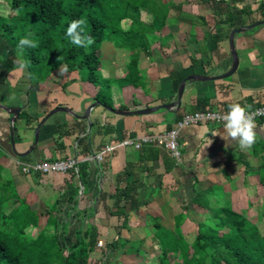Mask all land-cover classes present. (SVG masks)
I'll use <instances>...</instances> for the list:
<instances>
[{"label": "crops", "instance_id": "1", "mask_svg": "<svg viewBox=\"0 0 264 264\" xmlns=\"http://www.w3.org/2000/svg\"><path fill=\"white\" fill-rule=\"evenodd\" d=\"M224 1L237 17L230 24L224 22V6L214 11L211 2L166 0L170 8L165 25L148 36V52L114 40L100 44L97 72L100 81L108 82V107L116 111L172 103L179 83L187 76L211 78L187 81L178 108L122 115L96 104L87 120L57 111L39 128L37 144L24 156L18 154L29 151L35 128L46 114L64 107L83 115L98 102L99 85L83 79L78 70H67L64 63L41 82L31 84L26 68L17 70L19 61L13 66L7 63L14 51L0 49V106L19 110L9 123L10 116L0 109L1 176L9 179L18 197L25 200L27 212H51L69 173L24 175L17 163L76 157L84 184L75 175L76 203H59L57 209L67 220L63 225L74 233L93 224L104 245L115 242L118 246L113 252L97 246L90 253V264L109 261V250L115 257L113 264H156L160 251L154 220L167 230L179 229L186 235L224 207L248 220L253 213L258 220L264 211V120L256 122L257 141L248 151L221 138L223 124L200 123L179 131L180 161L156 146L118 148L99 164L91 159L121 138L164 132L185 113L228 109L232 103L250 108L264 104V24L247 27L264 19L257 10L259 0ZM239 27L245 30L233 36L237 68L230 76L219 78L231 68L228 38L231 30ZM133 59L140 79L136 84L124 83L127 65ZM126 187L134 198L117 201L116 193ZM42 205L47 209L41 210ZM121 210L125 220L122 215L108 214ZM45 220L42 217L40 223ZM138 246L145 253L139 259Z\"/></svg>", "mask_w": 264, "mask_h": 264}, {"label": "trees", "instance_id": "2", "mask_svg": "<svg viewBox=\"0 0 264 264\" xmlns=\"http://www.w3.org/2000/svg\"><path fill=\"white\" fill-rule=\"evenodd\" d=\"M164 1L10 0V8L15 14L10 23L1 27L7 35L0 43V49L14 51L7 59L10 66L16 61L28 62L26 70L31 84L41 82L61 63L69 71L78 70L83 79L99 85L95 100L109 106L107 93L103 92V88H108V82L100 81L97 72L100 44L114 40L118 45L148 52V36L159 32L168 16L170 6ZM199 1L211 2L214 11L226 7L223 9L226 23L237 19L227 9L229 6L224 0ZM257 10L264 17V0L258 1ZM77 19L86 21L84 34L94 40L87 48L73 45L66 35L68 25ZM24 37L38 46L25 48L21 57L17 45ZM139 79L133 59L127 65L124 83L136 84ZM79 172V166L78 173L74 170L67 172L64 190L55 200L53 212L37 215L26 211L25 200L18 197L11 181L3 179L0 173V264H90V253L100 241L96 226L90 224L76 230L70 246L62 247L59 238L66 236L67 226L61 225L52 215L60 213L57 207L62 200L76 203L78 189L72 182L74 176L78 175L81 185L84 184ZM129 188L116 193L115 199H133ZM108 214L126 218L123 210ZM42 217L46 218L43 224L40 223ZM153 226L160 251L156 264H264V234H260L243 214L227 207L198 223L190 240L179 229L167 230L156 220ZM102 246L112 252L118 247L115 242L102 243Z\"/></svg>", "mask_w": 264, "mask_h": 264}, {"label": "built area", "instance_id": "3", "mask_svg": "<svg viewBox=\"0 0 264 264\" xmlns=\"http://www.w3.org/2000/svg\"><path fill=\"white\" fill-rule=\"evenodd\" d=\"M228 109L210 110L199 109L190 113L183 114L170 129L161 133H148L137 137H124L111 144H108L98 150L93 156L92 160L97 164L101 163L104 157L118 148H133L140 150L144 146H156L162 148L176 160L180 161L181 151L178 143L179 131L186 126L196 125L200 123L223 124L222 116ZM249 111L255 113L257 121L264 120V104L249 108ZM20 171L24 175L39 173H67L74 170L78 172V160L76 157H69L62 160L54 161H35L23 162L18 161ZM97 246H102V242L98 241Z\"/></svg>", "mask_w": 264, "mask_h": 264}, {"label": "clouds", "instance_id": "4", "mask_svg": "<svg viewBox=\"0 0 264 264\" xmlns=\"http://www.w3.org/2000/svg\"><path fill=\"white\" fill-rule=\"evenodd\" d=\"M86 21L83 19L73 20L67 27L66 35L70 38L73 45L87 48L93 44L94 40L91 36L84 34V25ZM38 45L33 40L24 37L21 38L17 50L21 55L25 48H36ZM28 66L27 61H19L17 70H23ZM66 70V69H65ZM14 99V97H10ZM249 105H241L240 103H232L228 107V111L223 114V134L221 138L228 144L235 142L241 151H248L257 141V123L255 113L249 111Z\"/></svg>", "mask_w": 264, "mask_h": 264}, {"label": "water", "instance_id": "5", "mask_svg": "<svg viewBox=\"0 0 264 264\" xmlns=\"http://www.w3.org/2000/svg\"><path fill=\"white\" fill-rule=\"evenodd\" d=\"M260 23L261 24H264V19L261 22H257L255 24H251V25H249L247 27L251 28V27H253L255 25H258ZM242 30H245V28L244 27L234 28V29L231 30V32L229 34L228 41H229V47H230L231 56H232V64H231V68L229 69V71L226 72V73H224V74H222V75H220L219 78H225V77L230 76L236 70V68H237V65H238V57H237V54H236L235 48H234L233 36H234V34L239 33ZM207 79H211V78H208V77H205V76H198V75H190V76H187L186 78H184L179 83L178 90H177L176 100L174 102H172V103H169V104H163V105H160V106L150 107V108H145V109H142V110H135V111H116L115 109H113L111 107H108L106 105H103V107L106 108L109 111L116 112V113H119V114H122V115H144V114L152 113V112H154V111H156L158 109H161V108L162 109L178 108L180 106V100H181V97H182V93H183V90H184L185 83L187 81H192V80H207ZM96 104H100V103L99 102L92 103L86 109L85 113L83 115H81V116L75 115L71 110H69L67 108H64V107H57V108L51 110L48 114H46V116L39 122V124L35 128V131H34V141H33V144L31 146V148L29 149V151L28 152H25L23 154H18V155L24 156V155H27L29 152L32 151L33 147L37 144L39 128L47 120V118L49 116H51L53 113H55L57 111L68 112V113L74 115L77 118L86 119L87 120L88 117H89L90 109H92ZM0 109H2L4 112H6L10 116L9 123H13L14 119L17 117L18 112H19L18 109L11 110V109L6 108L4 106H0ZM11 144H12V141H11Z\"/></svg>", "mask_w": 264, "mask_h": 264}, {"label": "rangeland", "instance_id": "6", "mask_svg": "<svg viewBox=\"0 0 264 264\" xmlns=\"http://www.w3.org/2000/svg\"><path fill=\"white\" fill-rule=\"evenodd\" d=\"M129 9H130V11H132V8H129ZM14 14H15V11H13L10 8V0H0V39L2 41H3L4 38H6L7 34L3 30H1V27H2L3 24L10 23V21H12V16ZM81 74H82V76H85V72L84 71H81ZM106 91H108V89L107 88H103V92L107 93ZM45 209H47V207L45 205H42L41 206V210H45ZM52 215L56 216V218L58 219L60 224H63L64 222H67V220L64 217V213H63V211L61 209H60V213L56 214L54 212ZM256 215H257L256 213L252 214V216L250 217V219L252 221L249 220V223L252 226H254L258 230V232L260 234L263 235L264 234V211L260 212L258 214V216H259L258 220L255 218V217H257ZM194 231H195V229H192L191 231L186 233V237H187L188 240L191 239V235H192V233H194ZM73 241L74 240H73V230H72V228L67 230V235L65 237H63V238L60 237L59 238V242H60V245L62 247L70 246V244ZM99 248H103V246H100ZM119 249H121V246H120ZM138 249H139V251H138V259H139V258L143 257L145 255V253L143 251L144 248L142 246H138ZM130 250H134V247L130 248ZM106 256L108 257L109 261H107L106 263H103V264H113L114 259H115L113 253L110 252V250H109V251L106 252ZM176 257H177V255H176Z\"/></svg>", "mask_w": 264, "mask_h": 264}]
</instances>
